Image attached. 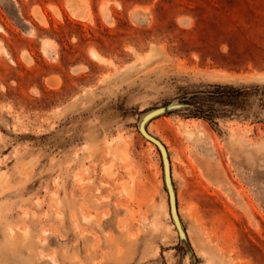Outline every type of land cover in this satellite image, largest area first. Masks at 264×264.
I'll use <instances>...</instances> for the list:
<instances>
[{
    "label": "rangeland",
    "instance_id": "374dc122",
    "mask_svg": "<svg viewBox=\"0 0 264 264\" xmlns=\"http://www.w3.org/2000/svg\"><path fill=\"white\" fill-rule=\"evenodd\" d=\"M172 100L196 264H264V0H0V264H190Z\"/></svg>",
    "mask_w": 264,
    "mask_h": 264
},
{
    "label": "water",
    "instance_id": "95a60500",
    "mask_svg": "<svg viewBox=\"0 0 264 264\" xmlns=\"http://www.w3.org/2000/svg\"><path fill=\"white\" fill-rule=\"evenodd\" d=\"M174 101L176 100H172L164 105L148 109L145 112L141 113L137 122V126L142 136L147 140H149L150 142H152L153 144H155L160 152L162 169H163V180H164L165 189L168 194L170 216L178 232V238L182 248L187 252V254H189L191 259V264H196V257L194 251L190 245L186 229L179 215L176 191L171 177V166H170V159L167 148L165 144L158 137L151 134L147 128L148 123L152 119L162 114L177 109L194 110L196 108L195 105L186 103L181 100L177 102Z\"/></svg>",
    "mask_w": 264,
    "mask_h": 264
},
{
    "label": "bare ground",
    "instance_id": "6f19581e",
    "mask_svg": "<svg viewBox=\"0 0 264 264\" xmlns=\"http://www.w3.org/2000/svg\"><path fill=\"white\" fill-rule=\"evenodd\" d=\"M177 101H180V100H176V101H174V102H177ZM188 110V109H187ZM115 152L117 153V154H126L127 153V146H126V144H125V142H124V140L122 139V138H120L117 142H116V144H115ZM123 158V157H122ZM205 167L206 168H208V169H210V170H213V171H215V172H217L219 175H220V171H218L217 169H216V167L214 166V164H212V163H207V165H205ZM211 172V171H210ZM213 174V173H212ZM215 175V174H214ZM171 177H172V175H171ZM173 181V180H172ZM195 253V252H194ZM188 255V257H189V260H190V264H191V259H190V256H189V254H187Z\"/></svg>",
    "mask_w": 264,
    "mask_h": 264
}]
</instances>
